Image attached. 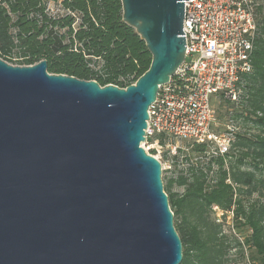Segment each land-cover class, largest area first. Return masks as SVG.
<instances>
[{"label":"water","instance_id":"water-1","mask_svg":"<svg viewBox=\"0 0 264 264\" xmlns=\"http://www.w3.org/2000/svg\"><path fill=\"white\" fill-rule=\"evenodd\" d=\"M151 54L127 87L0 58V264H180L148 108L182 65L185 1L120 0Z\"/></svg>","mask_w":264,"mask_h":264},{"label":"trees","instance_id":"trees-1","mask_svg":"<svg viewBox=\"0 0 264 264\" xmlns=\"http://www.w3.org/2000/svg\"><path fill=\"white\" fill-rule=\"evenodd\" d=\"M50 1H61L69 13L49 15ZM257 1L253 70L244 76L240 101L232 104L230 113L239 126L241 121L251 123L257 132L240 129L230 158L198 161L190 166L189 177L179 176L163 186L174 217L183 215L174 225L182 242L180 264H229L234 247L246 264H264V0ZM0 58L21 65L46 60L49 73L95 80L102 87H127L148 70L152 57L143 39L124 22L120 0H0ZM192 150L203 155L206 147L194 144ZM173 182L185 185L182 194L171 191ZM215 207L223 218L232 212L236 228H246L242 241L231 239L211 217Z\"/></svg>","mask_w":264,"mask_h":264},{"label":"built area","instance_id":"built-area-1","mask_svg":"<svg viewBox=\"0 0 264 264\" xmlns=\"http://www.w3.org/2000/svg\"><path fill=\"white\" fill-rule=\"evenodd\" d=\"M257 4V0L185 1V57L148 108L141 144L148 154L155 150L157 154L150 155L160 161L161 152L176 155L178 142L189 141L205 145V153L213 147L212 156L230 158L240 126L231 118L218 132L214 101H240L243 78L253 70Z\"/></svg>","mask_w":264,"mask_h":264},{"label":"rangeland","instance_id":"rangeland-1","mask_svg":"<svg viewBox=\"0 0 264 264\" xmlns=\"http://www.w3.org/2000/svg\"><path fill=\"white\" fill-rule=\"evenodd\" d=\"M46 11L51 16H63L67 12L65 9L62 8L61 1H50L46 4ZM12 62V63H11ZM8 62L12 65H21L17 64L16 61ZM214 105L216 107V129L218 132H223V130L226 128V124L230 122V119L233 117L231 116V111L233 109V106L229 102H220L219 99H215ZM237 109L241 110V107H237ZM236 109V110H237ZM240 129L241 131H249V132H257L254 130V126L251 123H248L247 125L241 121L240 122ZM252 128V129H250ZM142 144V142H141ZM177 147V153L176 155L172 154H166L164 152H161L159 154L160 157V163L162 168V181L163 186L166 184L169 180H176L179 176L189 177V168L190 166H194L196 162L198 161H208V159L214 154V148H209L208 151L203 154H197L192 150L193 145L189 141H179ZM150 154H157L155 150H153ZM247 162H249L247 160ZM247 164L244 167H248ZM215 169V167H214ZM212 174V173H211ZM263 179H264V171H263ZM214 176V174H212ZM185 189V185H179L177 182H173V185L171 186V191L176 194H182ZM260 193L262 194L261 198H264V188H260ZM243 201H247V197L245 194H242ZM256 198V195L255 197ZM188 212H185L184 214H187ZM223 211L220 208H213L211 217L215 219L216 222L222 223L223 231L226 232L228 235L232 236L231 239L237 238L238 240H243L245 236H247V230L246 228L240 229L236 228L234 226V222L232 220V212H227L226 217L223 218L222 216ZM183 215H178L174 217V225H176L177 222L182 221ZM192 218V217H191ZM237 249L236 247L232 248L230 250V262L229 264H246V259L241 260L237 255ZM246 250V249H244ZM246 252V251H245Z\"/></svg>","mask_w":264,"mask_h":264}]
</instances>
